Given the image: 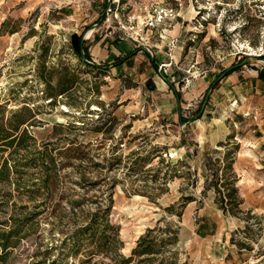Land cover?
<instances>
[{
    "label": "rangeland",
    "instance_id": "rangeland-1",
    "mask_svg": "<svg viewBox=\"0 0 264 264\" xmlns=\"http://www.w3.org/2000/svg\"><path fill=\"white\" fill-rule=\"evenodd\" d=\"M106 2L0 0V101L7 108L31 109L35 116L27 128L36 147L51 142L59 152L74 139L89 144V155L98 163L88 157L75 160L87 178L79 185V172L56 156L52 196L3 264H81L93 245L80 243L72 254L68 236L85 221L81 210H92V200L103 203L109 193V220L118 226L120 244L95 254L96 264H119L120 255L130 264H206L214 262L213 243L217 247L224 240L232 244L228 256H235L236 264H264V152L241 139V125L235 127L233 120H225L222 128L230 134L217 144L206 136L214 126L209 117L188 120L212 80L229 65L252 53L257 57L237 69L264 70V0H112L91 34L110 31L117 40L147 45L154 64L141 51L137 60L142 63L136 61L133 70L99 71L83 64L69 37L89 30ZM149 75L159 85L162 76L174 85L181 94L180 115L188 121H179L173 94L146 83ZM58 84L68 91L58 94ZM46 90L56 94L53 101ZM72 124L76 128H68ZM145 155L149 162L132 167L130 160ZM28 172L25 185L36 188L38 167ZM233 186L236 204L228 199ZM43 192H34L36 199L30 200L0 182V222L34 209ZM81 197L80 209L72 212L68 200ZM20 204L28 208L21 210ZM169 205L173 208L167 210ZM216 225L224 232L203 236V229L212 228L210 234ZM147 247L152 253L139 255ZM248 256L251 263L244 262Z\"/></svg>",
    "mask_w": 264,
    "mask_h": 264
},
{
    "label": "trees",
    "instance_id": "trees-1",
    "mask_svg": "<svg viewBox=\"0 0 264 264\" xmlns=\"http://www.w3.org/2000/svg\"><path fill=\"white\" fill-rule=\"evenodd\" d=\"M80 37L81 34L75 32L71 33L69 37L70 46L79 58L81 57ZM82 50L85 57L88 60H92L84 42L82 44ZM132 54L133 53L125 56L124 59L128 58ZM118 62H120V59ZM83 64L86 66H91L92 68H95L99 71H105V69H107L106 66L99 64H89L86 62H83ZM235 69L237 68L229 70L225 75ZM258 75L264 78V70H260ZM45 82L49 86V79L45 80ZM147 82L149 84L151 79L148 78L146 80V83ZM217 83L218 82L215 83L213 88ZM58 86V94H63L69 89V87H64L59 84ZM150 87L155 86L152 85ZM44 92L48 96L47 98L50 99L49 102L53 101L56 94L54 92H48L47 90ZM96 92H98V90H96ZM175 93L178 100L181 101V94L179 92ZM98 104L99 107H102L101 102H98ZM200 106L201 104L198 106L196 112L199 110ZM34 116V113L27 106L22 108H7V103L0 101V182L7 185H14L16 191H20L21 194L26 193L30 200L36 199L34 197V192L39 191L40 189L44 191L43 193H40V195L43 197L40 200L38 199L37 202L33 204L34 209L22 214H10L7 220L0 222V264H3L6 261V258L9 254V249L15 247L18 241L24 238L26 234L25 231H28L26 229H28V227H32L31 224L33 219L36 218L38 214H40V211H42L38 208L42 205H45L46 201L52 196L58 181L57 163L55 162L56 156L58 154L61 155L66 166H72L79 172V177L76 180V183L79 185H83V182L87 181V178L85 177L84 172L81 170V165L76 163L75 160L88 157L91 161V164H98L97 162H94L92 156L89 155L88 148L90 145L79 143L74 139H70L67 142L68 145L59 152L52 150L50 147L52 144L51 142H45L41 147H36L35 138L27 128V125L32 124L31 122L34 120ZM186 120L187 119L183 120L182 116L180 115V122H184ZM104 123L105 122H101V124ZM111 123L112 122H110L109 125H111ZM68 128H76V126L75 124H72ZM106 129L107 128H105V130ZM99 130H101V126H95V131ZM133 154H135V152H131L129 157ZM158 157L160 159L159 161L163 162L164 159L161 158L160 155H158ZM130 161H132L131 165L134 167V165H140L144 162H149L150 157L149 155H145L142 157H136ZM111 165L112 162H108L106 167L110 169ZM31 167H38L39 170V177L36 181H34L35 183H32L34 186H36V188H30V186L25 185V177L29 173L28 168ZM226 168L231 169V166H227ZM149 170L150 169L146 171ZM233 180H235V177ZM91 183L95 185L96 181H92ZM232 184L234 185V181ZM163 189L164 188L161 187V190ZM216 189L219 193H221V190L217 188V184ZM228 196V199H234L235 203L233 204L238 202L237 188L235 186L230 189ZM149 198L154 201V197ZM83 200V197L74 200H68L71 211L73 212L75 208L80 209V205L83 203ZM103 201L104 202L102 203L97 198H94L92 202L95 204V206L92 210H81V214L85 221L82 222L81 225L74 231L70 232V235L68 236V238L72 240V248L70 249L72 254H76L80 243L86 242L87 244L93 245L92 250L86 252V256L81 261V264H96L95 262H92V258L95 254L98 252L109 253V249L112 247L116 249V246L120 244L117 233L118 226L112 224L109 220V214L113 205L111 193H109ZM1 203L3 202H0V207L2 205ZM27 208V204L19 205V209L21 210H26ZM172 208L173 205L166 207L167 210ZM222 210L225 212L227 211L225 207H222ZM110 230L111 233H109ZM140 242L141 239L138 240V244ZM150 253H152V251L148 247L139 251V255ZM120 258L119 264H130L129 257H122L120 255ZM41 264H45V261H41ZM46 264H55V262L54 260H51Z\"/></svg>",
    "mask_w": 264,
    "mask_h": 264
},
{
    "label": "crops",
    "instance_id": "crops-1",
    "mask_svg": "<svg viewBox=\"0 0 264 264\" xmlns=\"http://www.w3.org/2000/svg\"><path fill=\"white\" fill-rule=\"evenodd\" d=\"M109 32L110 31H106L103 35L96 36L94 34L85 35L87 38L83 42L87 46L88 52L90 56H92L91 59L93 58L95 63L106 66L109 70L115 67L133 70L136 61L142 63V60H137V57H140V59L142 58L139 54L141 50L138 49L140 45L137 46L128 39L117 40L116 37ZM131 53H133L131 56L124 59L125 56ZM119 59L120 62H118ZM258 74V70L254 69L249 70L246 68L233 70L220 79V83L217 86L212 88L200 119L203 120L209 117L210 120H212V126L214 125L213 129L210 130L206 136L209 137L210 140L212 139L216 144L224 141L230 134V130H224L222 128V126H225V120H229V122L233 120L232 122L235 127L241 125L240 128L237 127V129H240L237 131H240L241 139L247 143L252 142L253 145L256 144V147L254 145L253 149H256L260 154L264 152V78L260 77ZM148 78L151 79L149 86L154 85V90L162 89L174 95L177 117L179 119L178 101L175 96L176 89L174 90L163 79L160 80L162 84L159 85V82H157L152 75H149ZM160 95L169 96V94L165 93ZM233 100L235 102L231 103ZM179 102L181 103V101ZM229 103L231 104L230 107H228ZM227 107L229 112L225 113L224 109ZM215 113L216 116H209ZM221 113L225 114L222 115ZM208 231H212V228L208 230L203 229V233H205L203 236H217V232H224V228H220V225H216L213 233L209 234L207 233ZM211 240L215 241L216 238ZM211 242L210 244H212ZM221 243L222 244H218L217 247L216 244L213 243V254L211 257L213 261L218 264H236L235 256H228L232 254V244L229 245L226 240ZM238 250H241V248ZM217 251L220 253L219 255H216ZM207 256L210 257L211 254L208 253ZM251 258V256L246 257L244 262L251 263ZM214 262L206 261V264H212Z\"/></svg>",
    "mask_w": 264,
    "mask_h": 264
},
{
    "label": "water",
    "instance_id": "water-1",
    "mask_svg": "<svg viewBox=\"0 0 264 264\" xmlns=\"http://www.w3.org/2000/svg\"><path fill=\"white\" fill-rule=\"evenodd\" d=\"M111 2H112V0H107V2H106V6H105L104 10L101 12L98 21L95 22L94 24H92V25L89 27V29H90V28L94 29V28H96V27L99 25V23H100V21H101L103 15L109 10V7H110ZM87 30H88V29H87ZM87 30H86V31H87ZM86 31H84V32L81 34V37H80L81 57H82V59L84 60V62H86V63H89V64H96L94 61H92V60H88V59L85 57L84 52H83V50H82V44H83V41L87 38V37L85 36ZM138 49H140L141 51H144V52L148 55L150 61L154 64L153 53H152V51H151V49H150L149 46H147V45H140ZM256 57H257V55H256V54H252V53L246 55L241 61L229 65V66H228L227 68H225V69H224V70H223V71H222V72H221V73H220V74H219L214 80H212V82L210 83V85H209L208 88H207V91H206V93H205V95H204V98H203V100H202V103H201V106H200L199 110H198L193 116H191V118H189L188 120H194V119H197V118L203 113V110H204V107H205V105H206V103H207V100H208V97H209V95H210V92H211V90H212V88H213V86L215 85L216 82H218V81H219V80H220V79H221V78H222V77H223V76H224L229 70L234 69V68H237V67H239V66L246 65L247 63H249L251 60H253V59L256 58ZM260 58L264 61V56H262V57H260ZM161 76H162V75H161ZM162 79H163L166 83H168V84H169V85L175 90L174 85H173V84H172V83H171L166 77L162 76ZM175 92H176V91H175ZM175 96H176V93H175ZM176 99H177V101H178V108H179L178 110H179V113H180V102H179L177 96H176ZM179 117H180V116H179ZM188 120H186V121H188ZM186 121H185V122H186Z\"/></svg>",
    "mask_w": 264,
    "mask_h": 264
},
{
    "label": "bare ground",
    "instance_id": "bare-ground-1",
    "mask_svg": "<svg viewBox=\"0 0 264 264\" xmlns=\"http://www.w3.org/2000/svg\"><path fill=\"white\" fill-rule=\"evenodd\" d=\"M92 30H93V29H92V28H90L88 31H86L85 35H89V34H90V32H91Z\"/></svg>",
    "mask_w": 264,
    "mask_h": 264
}]
</instances>
